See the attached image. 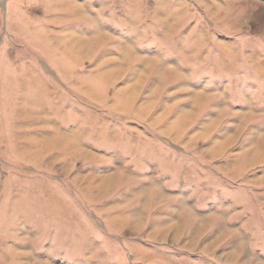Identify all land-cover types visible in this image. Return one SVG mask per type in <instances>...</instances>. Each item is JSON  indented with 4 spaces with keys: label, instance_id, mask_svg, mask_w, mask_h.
I'll return each mask as SVG.
<instances>
[{
    "label": "rangeland",
    "instance_id": "rangeland-1",
    "mask_svg": "<svg viewBox=\"0 0 264 264\" xmlns=\"http://www.w3.org/2000/svg\"><path fill=\"white\" fill-rule=\"evenodd\" d=\"M264 0H0V264H264Z\"/></svg>",
    "mask_w": 264,
    "mask_h": 264
},
{
    "label": "bare ground",
    "instance_id": "bare-ground-1",
    "mask_svg": "<svg viewBox=\"0 0 264 264\" xmlns=\"http://www.w3.org/2000/svg\"><path fill=\"white\" fill-rule=\"evenodd\" d=\"M263 142H264V136H263Z\"/></svg>",
    "mask_w": 264,
    "mask_h": 264
}]
</instances>
